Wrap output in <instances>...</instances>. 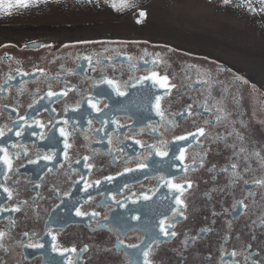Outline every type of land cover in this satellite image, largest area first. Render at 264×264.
Instances as JSON below:
<instances>
[{"label":"flooded vegetation","instance_id":"1","mask_svg":"<svg viewBox=\"0 0 264 264\" xmlns=\"http://www.w3.org/2000/svg\"><path fill=\"white\" fill-rule=\"evenodd\" d=\"M85 56L91 57L95 71ZM97 60L106 65L103 75L122 85L128 84L127 95L116 96L106 85L100 89L93 87V82L102 75ZM153 71L167 75L170 84L176 87L169 91L151 81L131 87ZM208 73L222 82L215 84L210 93L207 85L197 83ZM9 76L14 78L9 80ZM237 76L241 81L233 84ZM49 85L55 92L67 91V95L40 100V96L46 97ZM0 87L4 89L0 92V129L6 133L0 137V147L7 148L12 158L11 170L0 160V185L8 187L13 194L9 199L0 187V208L8 210L0 212V231L10 232L4 239L8 251L0 250L3 264H128L130 257L125 252L135 250L123 248L119 239L125 244L139 243L147 232L158 231L159 220L171 217L176 207L173 197L180 194L163 186L158 179L161 174L184 185L186 190L181 199L185 207L180 208L183 215L171 217L178 222L169 231L177 235L153 245L151 264H244L242 255L233 258L230 254L234 250L244 253L246 249L258 253L252 259L264 264V186L255 183L264 179V168L255 158L249 159L251 168L244 173L248 183L240 180L234 186L229 185L228 174L220 171L237 161L238 171L246 166L244 154L239 158L233 155L240 147H246L249 152L258 150L264 156V89L259 84L216 60L169 45L105 38L70 43L0 42ZM101 91L104 98L99 107L109 105L103 113L94 112L86 102L73 111L78 101ZM157 94L161 96L166 119L176 121L168 124V130L165 121L156 115ZM189 105L193 113L201 114L189 116L186 111ZM201 105H207L211 111L205 112ZM216 107L222 109L219 115L226 116V120L216 122ZM181 112L183 117L179 115ZM21 116L32 127L25 125L26 131L18 137L15 135L18 125L13 126V121H19ZM101 116L109 121L114 119L117 124L102 126ZM37 121L44 127H37ZM57 122L70 133L67 156L64 137L58 128L52 129V124ZM6 125L13 130L8 132ZM199 127L205 128L209 138L199 137L202 146L193 142L186 149L184 164L170 161V157L178 155L179 147L186 144L175 141L174 137L195 132ZM233 127L244 137L243 143L228 135ZM41 133L54 138L42 139ZM218 136L227 137V144H236V149L226 147L222 140H214ZM137 139L156 149L162 141L167 142L169 157L162 160L153 149L135 143ZM205 151V163L200 167L198 157ZM53 152L56 155L51 162L41 159ZM150 152L148 168L124 171L128 167L135 169L138 161L149 157ZM85 156L89 159L84 160ZM29 160L39 162L30 164ZM173 163L178 167H171ZM186 165L188 171H182ZM109 176L113 177L111 181L107 179ZM95 181H100L99 185ZM88 184L92 186L85 191ZM145 194L152 198L143 200ZM116 200L126 207H119ZM240 200L246 208L237 205ZM17 205L20 210L12 211ZM234 205H237L235 209ZM75 208L89 215L78 217ZM129 209L134 211L129 213ZM92 212L99 215L93 217ZM127 215H139L141 219L128 220L127 235L121 236L114 226L119 217ZM10 220L15 221L14 226H10ZM205 228L209 230L202 232ZM24 232L30 236L35 233L31 239L24 238L26 243L38 241L44 247L26 248L18 243ZM53 235L57 237V247L75 248L76 252L61 256L52 251ZM193 237L197 239L191 240ZM185 239H189L187 245Z\"/></svg>","mask_w":264,"mask_h":264},{"label":"rangeland","instance_id":"2","mask_svg":"<svg viewBox=\"0 0 264 264\" xmlns=\"http://www.w3.org/2000/svg\"><path fill=\"white\" fill-rule=\"evenodd\" d=\"M65 1H74L76 10L83 0L59 3ZM108 1L112 12L106 15L58 14L53 1L13 9L11 15L0 14V42L108 38L165 44L216 60L264 89V13L237 7L239 0L227 6L221 0H135V7L123 10L112 7L121 0ZM253 6L259 9L258 0ZM141 11L146 15L138 23Z\"/></svg>","mask_w":264,"mask_h":264},{"label":"snow or ice","instance_id":"3","mask_svg":"<svg viewBox=\"0 0 264 264\" xmlns=\"http://www.w3.org/2000/svg\"><path fill=\"white\" fill-rule=\"evenodd\" d=\"M51 0H0V14L3 15H11L12 14V10L13 9H28L31 7H37L39 5H47L48 3H50ZM55 2L59 3L60 0H55ZM87 2L91 3L92 0H87ZM209 2H211V0H209ZM260 7L259 9H257L256 7L253 6V0H239V4H237V7H245L247 8L248 11L252 12V13H257V12H261L264 13V0H258ZM222 5H229L233 3V0H221ZM135 0H121L120 4L117 5L116 3L112 4L113 8H118V10H123L125 8H132L135 7ZM146 13L141 11L140 12V20H138L137 22H141L143 20V18L145 17ZM85 60L88 61L89 66H91L93 68V71L96 70L95 65L92 64V59L91 57L85 56L84 57ZM107 59V58H106ZM155 63V62H153ZM96 65H101V78L98 80H95L93 82V87L95 89H100L102 85H106L109 89H111L112 92L115 93L116 96H125L127 95V89H128V84L124 83L123 85L121 84L120 81L110 78L106 75H103V68L106 67V65L102 64V61L97 60L96 61ZM42 71V70H40ZM219 71V70H218ZM21 75H28V73H21ZM205 78L204 79H199L197 80L198 84L201 85H207V91L210 93L211 88L218 83H222L220 81H216L212 78L211 74H204ZM14 77L9 76L8 79L11 80ZM143 81H151V83L153 85H159L160 88H165L168 89L169 91L176 87L173 84H170L169 82V77L167 75L161 76L159 72L153 71L151 72L150 75H146L143 76L142 78H140L139 80H137L135 83H133L131 85V87L135 88L136 85L138 83H142ZM241 81V77L237 76L235 77V79L232 81L233 84H237L238 82ZM243 83H247L246 80L243 81ZM123 89V90H122ZM72 91H75V89H71ZM4 91V89L2 87H0V92ZM226 91V89H225ZM67 95V91H61V92H55L53 90H51V86L49 85V90L46 93V97L45 96H40V100H43L45 98H48L49 100H51L53 97H56L57 99H59L60 97L66 96ZM99 97V98H98ZM103 92H98L97 95L94 96H89L88 98H86V100L82 99L81 101H78L75 105V107L73 108V111H78L81 107L82 103H87L88 107L90 109H92L94 112L96 113H103L105 109L109 108V105L107 103L104 104L103 108L99 107L100 103L102 102L103 99ZM155 99V108H156V115L160 116L162 120L165 121V130H168V124H175L176 121L172 120V121H168L165 117V113L161 108V96L159 94L155 95L154 97ZM29 107H33V105H29ZM201 107L203 108V110L205 112L211 111V109L207 106V105H201ZM192 109V105H189L187 108V113L189 116H193V115H200L201 113L199 111L193 113L191 111ZM13 111H16L15 108L12 109ZM53 112H55V109H52ZM216 111H217V116H216V122L219 123L222 120H226L227 117L226 116H221L219 115V113L222 111V109L220 107H216ZM181 117L184 116V113L181 112L179 114ZM101 119V123L102 126L104 125H108L109 123L111 124H117L116 120H111L109 121L108 119L104 118L103 116L100 117ZM19 121H23V123H19ZM19 121H13V126H17L18 125V130L15 132L16 136H22L24 134V132L26 131V127L25 125H27V127H32L31 124H29L28 120L26 119L25 116H21L19 117ZM63 123L66 125L68 124V121L65 120L63 121ZM92 120L89 119L88 120V124L91 125ZM205 123H208V121L206 120ZM242 126L243 125V122ZM36 126L37 127H44L43 125H41L38 121L36 122ZM7 128L8 132H11L13 130L12 127L9 126H5ZM121 127H123V125H121ZM59 130V134L61 137H64V149H65V156H67V149H69L71 147V145L68 143V136L70 135V133H68L66 131V129L64 127L59 126V122L57 123H53L52 124V129H57ZM73 128H75V126H73ZM101 129H97V131H100ZM6 133L3 129H0V137L5 136ZM229 136H235L237 140H239L241 143H243L244 141V137L240 135V133L238 131H236V129L233 127L232 131L228 133ZM199 137H205L206 139H208L209 137L206 134V130L204 127H199L196 129L195 132H190L188 134L185 135H177L174 137L175 141H184L186 142V144L184 146H180L178 149V155H173L172 157H170V161H179L181 164H184L185 160H186V149L192 147L193 142H197L198 146H202L199 144ZM41 138L42 139H53L54 137L51 135H44L43 133H41ZM214 140L216 141H224L225 142V146L226 147H231L234 150L236 149V144H227V137H216L214 138ZM109 142H111V137H109ZM135 143L137 144H141V147H147L149 149H153L155 151V155L160 157L162 160L165 157H169V150H168V145L167 142L162 141L160 144L159 149H156L155 146L153 145H143L141 143L140 140H136ZM13 147H17V145H13ZM0 153H3V156L0 157V160H2L3 164L6 165L8 167L9 170H11V157H9L8 155V150L7 148L4 147H0ZM27 153L25 152V155ZM243 155V161L245 162V165L240 171H238V168L240 167L239 165V161L237 162H233L230 164V167H224L221 168L220 171L227 173L229 176V185L230 186H234L238 181L240 180H244V183L247 184L248 181L244 179V173H247L250 168L251 165L248 164L247 162L249 161V159L251 158H255L258 162V164L264 168V156H261L260 151L258 150H253L251 152H249V150L246 147H240L239 151H234L233 155L236 157H241V155ZM56 153L53 152L49 155H45L43 157H41V159L45 160V161H49L51 162L54 157H55ZM207 155V151H205V153L201 156L198 157L199 159V165L200 167L204 166L205 160L204 157ZM151 156V152L149 153V157H145V159L143 161H138V163L136 164V168L133 169L132 167H128L125 168V172H133L135 170H144L146 168L149 167L147 160L150 158ZM84 160H88L89 157L85 156L83 158ZM197 161V157H193V163H195ZM39 161L38 160H29L28 163L30 164H37ZM76 163H79V160L76 161ZM69 167H71V165H69ZM171 167H178V165L176 164H171ZM49 171H51L52 169L49 168ZM213 169H210V171ZM182 171H188V167L187 165L185 166L184 169H182ZM81 179H83V177H81ZM107 179L109 181H111L113 179V177L109 176L107 177ZM158 179L160 181L163 182V186L169 188L171 191H173L174 193H178L180 195H174V202H175V206L172 210L171 213V217H176L177 215H183L182 212H180V208L185 207L183 200L181 199V195L183 194V192L186 190L184 188L183 184H177L174 183L172 179L167 178L165 175L161 174ZM100 181H95L96 185H99ZM257 186H264V179L261 180H257L256 182ZM91 184L86 185L85 187V191H87L88 187H91ZM0 187H3V191L6 192L8 194V198L11 199L12 198V191L3 185H0ZM37 187H39V185H37ZM188 187H191V183H188ZM249 192H251V189H249ZM66 195H70V193H65ZM152 197L145 194L143 196V200L147 201L150 200ZM113 199H115L113 197ZM63 199L61 200V203H63ZM115 203L119 206V207H126V204L122 203L119 200H116ZM133 203H135V201H133ZM237 205L240 206L241 208H246L247 205L243 204V200L237 201ZM237 205H234V209L237 207ZM19 205H17L14 209H12V211H19ZM3 211H8L7 209H2L0 208V212ZM129 213L133 212V209H129L128 210ZM239 214H242L239 213ZM75 215L78 217H83V216H87L89 215L86 212H82L80 210V208H75ZM99 215V213L96 212H92L91 216L95 217ZM215 215V213H214ZM171 217H167L165 219H160L157 225L158 231H149L146 233V238L145 239H141L139 241V243H133V244H125L123 239H119L118 243L120 245H123V248H129V249H134L135 251L133 253H128L125 252V255H128L130 257L128 264H151L150 261V254L153 253V245H159L161 243H165L167 242V240H165L164 238H172L175 237L177 235V233L175 231H169V229L172 227V225L178 221L172 219ZM141 219V217L139 215H127V216H121L118 218V220L116 221V224L114 226V230L118 231L120 233L121 236H126L127 235V222L128 220H137L139 221ZM15 221H11L10 220V226H14ZM100 227H107V225H100ZM133 231H135L136 229H132ZM209 229L205 228V229H201L202 232H207ZM10 232L9 231H0V250H3L5 252L8 251V248L6 247V245L4 244V239L5 237L9 236ZM31 236H35V233L31 234ZM31 236L28 232H24L22 234L21 237V241H19L18 243H21L24 247L26 248H33V249H42L44 247V245L40 242H35V243H26L24 238H29L31 239ZM191 240H195L197 239V237H193L190 238ZM227 239V237L225 238ZM57 240L56 236H52V241L53 246H52V251L54 252H58L61 256H64L66 252H76L75 248L72 249H67V248H59L57 247L55 241ZM184 243L187 245L189 243V239H185ZM251 248V245L248 246V249ZM87 248L82 249V251H86ZM123 250V249H121ZM231 257H236L237 255H242L243 259H244V264H249V262H251V264H259L258 261H255L252 259V257L254 255H258V253H252L249 250H245L244 253H237L235 250L230 254ZM0 264H3L2 261H0Z\"/></svg>","mask_w":264,"mask_h":264},{"label":"crops","instance_id":"4","mask_svg":"<svg viewBox=\"0 0 264 264\" xmlns=\"http://www.w3.org/2000/svg\"><path fill=\"white\" fill-rule=\"evenodd\" d=\"M53 1L52 3H54V8L56 9V12L58 14H73L75 12L78 11V13L81 12H85V13H89V12H93V13H103L104 15L106 14H111L112 12V8L109 4L108 0H93L94 5H91V3L87 2V0H83L81 3L78 2L79 6L76 10H73V8L75 7L74 5V1L71 2H64V3H57L55 2V0H51ZM93 8V10L91 11V9Z\"/></svg>","mask_w":264,"mask_h":264},{"label":"bare ground","instance_id":"5","mask_svg":"<svg viewBox=\"0 0 264 264\" xmlns=\"http://www.w3.org/2000/svg\"><path fill=\"white\" fill-rule=\"evenodd\" d=\"M34 13V11H32Z\"/></svg>","mask_w":264,"mask_h":264}]
</instances>
